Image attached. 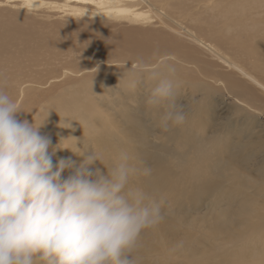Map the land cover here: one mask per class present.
<instances>
[{
  "label": "bare ground",
  "instance_id": "6f19581e",
  "mask_svg": "<svg viewBox=\"0 0 264 264\" xmlns=\"http://www.w3.org/2000/svg\"><path fill=\"white\" fill-rule=\"evenodd\" d=\"M37 21L79 28L73 33L89 34L94 26L117 32L103 36L100 45L91 38V61L52 75L57 81L47 101L59 102V108L34 122L43 121L39 131L50 138L54 164L68 157L79 163L83 157L71 151L78 152L79 144L85 155L94 150L101 156L103 164L96 161L91 168L106 172L124 151L140 170L130 183L163 198V219L141 233L133 252L137 264H221L218 255L236 252L238 243L248 254L243 264H264V0H0V40L19 35L32 43ZM81 53L76 50L74 57ZM161 61L176 69V102L185 112L181 124L169 122L167 129L161 123L166 102L144 107L127 95L134 81L146 83L137 87L139 94L150 93L156 83L152 70ZM0 64L3 89L30 93L45 83L19 86L23 66L6 58ZM135 65L140 70L133 72ZM9 70L5 88L1 82ZM85 78H93L91 86L110 109L98 119L111 115L116 122L103 137L91 127L90 115L74 113L75 106L82 108L69 89ZM117 83L125 91H114ZM55 84L46 82V88ZM87 85L76 93L98 111ZM66 125L75 129L74 140L64 133ZM234 172L245 174V182L235 184ZM162 238L167 245L159 244ZM223 261L238 264L243 258L238 253Z\"/></svg>",
  "mask_w": 264,
  "mask_h": 264
},
{
  "label": "clouds",
  "instance_id": "9594fccd",
  "mask_svg": "<svg viewBox=\"0 0 264 264\" xmlns=\"http://www.w3.org/2000/svg\"><path fill=\"white\" fill-rule=\"evenodd\" d=\"M175 72L163 61L152 70L149 103L166 102L165 129L185 119ZM21 110L0 87V264H137L133 252L141 233L163 219V198L130 183L140 170L124 151L106 172L90 168L103 164L94 150L70 149L83 159L54 164L55 149L49 152L50 138L39 131L43 121L19 120ZM65 170L70 174L63 177Z\"/></svg>",
  "mask_w": 264,
  "mask_h": 264
},
{
  "label": "rangeland",
  "instance_id": "374dc122",
  "mask_svg": "<svg viewBox=\"0 0 264 264\" xmlns=\"http://www.w3.org/2000/svg\"><path fill=\"white\" fill-rule=\"evenodd\" d=\"M38 25L31 30V33H33L32 43H29L25 38H22L21 36L17 35L14 37H7L2 40H0V59L6 58L14 61V65L16 66H23L24 72L21 74L20 80H22L18 85L20 86L22 82L24 81H34V82H44L37 91L30 92L25 91L22 92L18 87L14 88H7L3 89L5 92H7L24 110H21L16 114L17 119L19 120H28L30 123L41 117L42 115H47L50 113H53L57 111L59 107H56L59 102L50 100L47 101V94L51 92V89L53 90L56 86V78H53L52 75L59 74L61 67H66L69 65H75L79 66L87 61V59L90 60V58L87 56V53H90L89 43L94 42L92 37H96L98 45L101 44V38L103 36L109 35L111 37L112 35L109 33H116L115 31H112L111 29L107 28H101V27H92L91 33L86 34L83 32H75L73 33V28H76V26L72 27H54L53 24L50 23H41L37 21ZM52 23L56 24V20H51ZM79 29V28H76ZM89 31V30H88ZM41 50H49L51 53L48 57H45ZM76 50L82 51V53L78 57H74V52ZM115 50V49H114ZM116 51V50H115ZM93 55L95 54V51L92 52ZM114 56L117 55L116 53H113ZM118 57H115L117 59ZM1 67V64H0ZM31 70V72H28V70ZM13 75L12 71L9 70V72L6 74V80L4 82H1V84L6 88L10 85L9 79ZM93 78H85L82 81H79L76 83V85L70 87L69 91L74 95V99L78 98L76 104L80 106L82 109L81 111L78 109V107L75 106L76 111L74 113L81 114V115H90V118L93 120V122L90 124L94 131L100 130L102 137H103V130L109 126L114 127L116 125V122H112V116L108 115L106 116L105 121H100L98 118L102 116L106 111H110L108 107H105L102 100H100V90L96 86H91ZM97 81V79H94ZM111 86L114 84L113 81H115L114 77L109 78ZM46 82L47 84H55L52 87L46 88ZM88 84V96L95 102L98 111L93 110L90 107V104L86 102L85 98L80 97L76 91H80L83 84ZM113 83V84H112ZM135 86L132 87L130 90L129 95L132 100H140V104L144 107L152 106L156 108V105L149 103L150 99V93L148 94H139L137 87L144 88L146 86V83H141V85H138L136 81H134ZM87 85V86H88ZM102 92L101 94H105L106 90L104 86H101ZM116 92H123L125 90L122 89V86H120V83H117L116 86L113 88ZM29 93V94H28ZM47 101V102H46ZM61 107V106H60ZM66 109L70 108V110L73 109L71 105L67 103L66 106H64ZM263 111L264 115V109H260ZM142 115V113H140ZM58 117H64L65 114H57ZM161 117V116H160ZM259 118L264 120V117L259 115ZM147 122H152L149 117L146 118ZM160 120V119H159ZM65 130L67 132L66 135L72 137V140H74L77 135H75V129L71 125H66ZM95 132L92 133V135ZM41 134V133H40ZM264 139V137H263ZM113 141V143H116L117 140L110 139ZM77 146L80 148V145L77 144ZM74 147V146H73ZM104 148V147H103ZM81 149V148H80ZM83 150V149H82ZM103 155V154H101ZM91 168V166H90ZM230 184L232 182L231 179ZM233 181L236 182H245V174H236L234 172V178ZM249 190V189H247ZM160 245H167L168 240L166 238L159 239ZM237 245V251L232 252L229 250L222 251L225 256L218 255L220 258L221 264H227L223 261L225 257H233V255H239L243 258L242 262H239L238 264H243V262L248 259V254H244L241 250V245L238 243ZM219 252V251H218ZM246 258V259H245Z\"/></svg>",
  "mask_w": 264,
  "mask_h": 264
}]
</instances>
